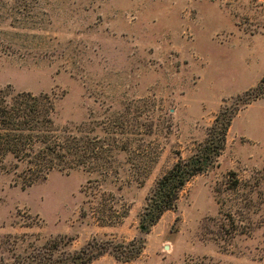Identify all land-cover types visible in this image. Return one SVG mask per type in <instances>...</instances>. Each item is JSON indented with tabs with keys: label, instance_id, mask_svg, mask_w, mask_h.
Returning <instances> with one entry per match:
<instances>
[{
	"label": "rangeland",
	"instance_id": "obj_1",
	"mask_svg": "<svg viewBox=\"0 0 264 264\" xmlns=\"http://www.w3.org/2000/svg\"><path fill=\"white\" fill-rule=\"evenodd\" d=\"M263 80L264 0H0V87L54 95L57 124L129 142L105 181L75 170L23 188L1 173L0 264L85 248L102 252L89 264H264ZM225 109L220 157L144 229L158 180ZM101 204L121 221L100 223Z\"/></svg>",
	"mask_w": 264,
	"mask_h": 264
},
{
	"label": "trees",
	"instance_id": "obj_2",
	"mask_svg": "<svg viewBox=\"0 0 264 264\" xmlns=\"http://www.w3.org/2000/svg\"><path fill=\"white\" fill-rule=\"evenodd\" d=\"M263 85L264 80L261 82ZM56 102L54 95H33L16 92L9 86L0 87V174H13L16 184L27 188L46 180L53 172L83 170L98 175L102 181L117 173L114 167L117 151L127 147L128 139L117 138L116 134L105 139L98 135L90 136L84 124H57ZM233 114L227 109L221 111L205 142L195 153L188 159L180 158L158 180L147 197L141 218L144 229L154 226L167 211L175 209L186 184L215 164L225 149ZM86 188L87 194L97 196L98 187L92 181H88ZM97 213L102 224L120 222L124 216L117 217L106 204H101ZM84 253L86 248L73 257L70 264H89L102 255L100 251H91L84 261L81 256ZM35 264L49 262L42 255Z\"/></svg>",
	"mask_w": 264,
	"mask_h": 264
}]
</instances>
